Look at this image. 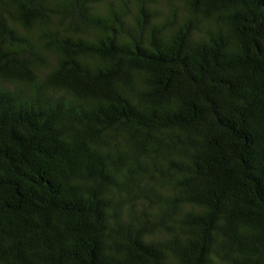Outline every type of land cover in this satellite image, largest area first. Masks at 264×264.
Returning <instances> with one entry per match:
<instances>
[{
    "label": "trees",
    "instance_id": "obj_1",
    "mask_svg": "<svg viewBox=\"0 0 264 264\" xmlns=\"http://www.w3.org/2000/svg\"><path fill=\"white\" fill-rule=\"evenodd\" d=\"M0 264H264V0H0Z\"/></svg>",
    "mask_w": 264,
    "mask_h": 264
}]
</instances>
